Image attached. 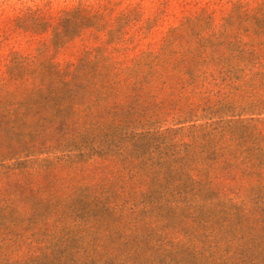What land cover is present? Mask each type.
<instances>
[{"label": "trees", "instance_id": "trees-1", "mask_svg": "<svg viewBox=\"0 0 264 264\" xmlns=\"http://www.w3.org/2000/svg\"><path fill=\"white\" fill-rule=\"evenodd\" d=\"M197 48L10 66L0 264H264V2Z\"/></svg>", "mask_w": 264, "mask_h": 264}, {"label": "rangeland", "instance_id": "rangeland-1", "mask_svg": "<svg viewBox=\"0 0 264 264\" xmlns=\"http://www.w3.org/2000/svg\"><path fill=\"white\" fill-rule=\"evenodd\" d=\"M263 2L0 0V86L8 80L10 66L25 60L73 71L84 59L95 63L99 53L105 60L103 65L126 70L138 63L162 64L151 61L167 49L175 53L170 64L163 63L170 68L183 52L198 49L199 37L221 32L237 3L253 9ZM73 28L78 29L74 35L54 43L56 29L63 32ZM171 127L166 123L162 129Z\"/></svg>", "mask_w": 264, "mask_h": 264}]
</instances>
